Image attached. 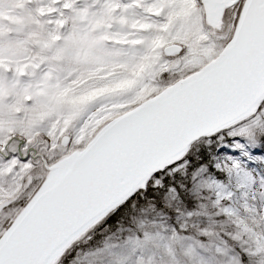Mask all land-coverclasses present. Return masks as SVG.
<instances>
[{"label": "snow or ice", "instance_id": "6c2138e0", "mask_svg": "<svg viewBox=\"0 0 264 264\" xmlns=\"http://www.w3.org/2000/svg\"><path fill=\"white\" fill-rule=\"evenodd\" d=\"M0 264H264V0H0Z\"/></svg>", "mask_w": 264, "mask_h": 264}]
</instances>
